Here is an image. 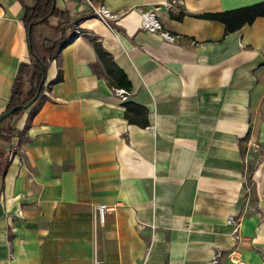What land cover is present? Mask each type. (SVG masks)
Masks as SVG:
<instances>
[{
	"label": "crops",
	"instance_id": "0c3cea01",
	"mask_svg": "<svg viewBox=\"0 0 264 264\" xmlns=\"http://www.w3.org/2000/svg\"><path fill=\"white\" fill-rule=\"evenodd\" d=\"M165 1L55 0L81 34L49 63L37 113L12 119L0 264H211L217 250L235 264L229 217L240 259L264 264V16L227 34L197 17L264 0ZM101 5L118 14L113 30L92 14ZM147 10L173 42L141 27ZM24 12L0 0V115L29 57ZM91 37L130 81L125 100ZM125 101L144 108L134 122ZM100 204L114 206L102 223Z\"/></svg>",
	"mask_w": 264,
	"mask_h": 264
},
{
	"label": "trees",
	"instance_id": "16d2710c",
	"mask_svg": "<svg viewBox=\"0 0 264 264\" xmlns=\"http://www.w3.org/2000/svg\"><path fill=\"white\" fill-rule=\"evenodd\" d=\"M18 1H20L25 10L22 22L26 32L28 27L31 26V47L29 49L28 59L23 60L19 65L4 111L14 106L27 104L34 98L39 87L40 91L37 98L29 107H20L0 121V174H4L6 171L10 161V152L12 151L11 141L14 136L18 135L12 125L13 117L28 111L29 121L37 113L40 104L39 101L44 91L45 78L43 74L46 73L49 63L54 59H58L60 50L67 45L71 39L80 35L74 31L73 25L75 21H73L68 13L57 8L55 0H31L30 4L27 0ZM258 16H264V1L223 12H208L197 15V17L200 18L222 22L225 25V34L234 32L245 24L252 23ZM51 17H56L58 19L57 25L50 24L49 20ZM175 17L180 18L181 15ZM39 25L47 29V35L37 34L36 28ZM91 41L110 84L114 88H122L130 91V81L125 72L115 63L112 55L104 49L97 37H91ZM59 79L60 76L58 75L53 82ZM123 106L125 107L124 116L129 122L136 121L131 115L133 110H144L143 107L132 102L125 101L123 102ZM145 124L146 121H144L142 125ZM1 145H6V148Z\"/></svg>",
	"mask_w": 264,
	"mask_h": 264
},
{
	"label": "built area",
	"instance_id": "2783aa9c",
	"mask_svg": "<svg viewBox=\"0 0 264 264\" xmlns=\"http://www.w3.org/2000/svg\"><path fill=\"white\" fill-rule=\"evenodd\" d=\"M64 1H68V0H64ZM180 2H182V0H166L164 2V5L166 7H173V4L180 3ZM91 10H92V14L96 16L97 18H99L108 28H110L111 30L114 29V24L116 23L118 19V14L111 12L103 5L98 6V7H92ZM140 16H141V27L142 28L146 30H150V31H160L164 40L168 42L174 41L175 37L173 35L169 34L168 32H163L161 30V25L155 19V15L152 10H147L143 12L141 11ZM74 31L77 34H81L78 27H75ZM115 92L122 100H125L129 95V91L122 89V88H116ZM249 145L253 150H257L259 147V145L254 141H249ZM97 209H98V214H99V217H98L99 221L102 223L104 221L105 213L108 211H113L114 206L100 204L97 206ZM227 222L233 227L232 236L234 239L233 247L228 252L227 257L231 262L235 264H245L240 259L239 248L237 246V244L241 241V235L239 232L241 220L240 218L229 217ZM221 255H222L221 251L217 250L212 257L211 264H220L219 259Z\"/></svg>",
	"mask_w": 264,
	"mask_h": 264
},
{
	"label": "water",
	"instance_id": "95a60500",
	"mask_svg": "<svg viewBox=\"0 0 264 264\" xmlns=\"http://www.w3.org/2000/svg\"><path fill=\"white\" fill-rule=\"evenodd\" d=\"M30 30H31V26L28 27L27 29V39H28V47L30 49L31 47V44H30ZM44 78H45V74H43ZM39 91H40V87L38 88L34 98L32 100H30L27 104L25 105H18V106H14L13 108L9 109V110H6L4 111L1 115H0V121L4 118H6L7 116H9L10 114H12L15 110H17L18 108L20 107H24V108H27L31 105V103L37 98V96L39 95Z\"/></svg>",
	"mask_w": 264,
	"mask_h": 264
}]
</instances>
